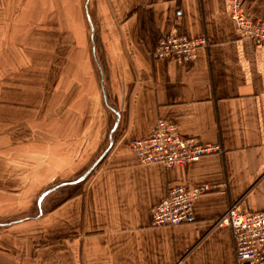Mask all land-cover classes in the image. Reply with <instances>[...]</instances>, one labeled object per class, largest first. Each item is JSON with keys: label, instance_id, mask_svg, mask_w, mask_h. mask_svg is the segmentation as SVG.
I'll return each mask as SVG.
<instances>
[{"label": "crops", "instance_id": "crops-1", "mask_svg": "<svg viewBox=\"0 0 264 264\" xmlns=\"http://www.w3.org/2000/svg\"><path fill=\"white\" fill-rule=\"evenodd\" d=\"M231 4L90 0L102 45L97 94L102 73L114 113L106 107L118 121L112 147L87 180L38 199L32 218L0 225V264H236L231 230L217 222L233 205L264 211V45L243 38ZM245 5L264 20V0ZM84 12L88 27L86 5ZM175 34L209 45L187 64L155 59L160 39ZM159 120L223 152L185 167L143 165L129 142L151 135ZM91 129L99 140L93 153L103 152L109 137ZM84 146L70 175L93 159L89 138ZM177 184L209 188L195 204V222L152 226V209Z\"/></svg>", "mask_w": 264, "mask_h": 264}, {"label": "rangeland", "instance_id": "rangeland-1", "mask_svg": "<svg viewBox=\"0 0 264 264\" xmlns=\"http://www.w3.org/2000/svg\"><path fill=\"white\" fill-rule=\"evenodd\" d=\"M4 3L0 5V160L8 163L0 162V171L6 173L0 179L3 225L32 218L44 192L86 173L101 154L93 153L99 140L94 142L91 128L101 127L100 138L106 140L113 126L112 114L101 92L97 94L100 82L93 46L97 42L102 49V45L90 24L83 22L85 0ZM85 137L93 159L70 175L81 160Z\"/></svg>", "mask_w": 264, "mask_h": 264}, {"label": "built area", "instance_id": "built-area-1", "mask_svg": "<svg viewBox=\"0 0 264 264\" xmlns=\"http://www.w3.org/2000/svg\"><path fill=\"white\" fill-rule=\"evenodd\" d=\"M246 0H232L231 15L243 38L264 45V20L253 19L247 12ZM209 45L205 37L191 38L184 34L163 36L153 56L183 65L197 58L200 48ZM131 150L143 165H160L166 168L185 167L214 154L223 152L220 144L201 143L180 135L176 124L159 120L154 132L146 138L129 142ZM208 186L188 188L177 184L152 209L154 227L178 226L195 222V204ZM219 226L231 230L236 264H264V211L243 212L231 206L218 220Z\"/></svg>", "mask_w": 264, "mask_h": 264}, {"label": "water", "instance_id": "water-1", "mask_svg": "<svg viewBox=\"0 0 264 264\" xmlns=\"http://www.w3.org/2000/svg\"><path fill=\"white\" fill-rule=\"evenodd\" d=\"M85 5H86V11H87V15H88V20H89V23H90V27H91V33L93 34V37L95 39H97V32H96V26L93 22V18L91 16V12H90V0H85ZM94 50L96 51V47H97V42H96V47H95V44H94ZM95 60H96V64L98 65V67L100 68V64H99V61H98V58H97V55H95ZM101 72V70H100ZM101 81H102V96L104 98V102L105 104L108 106V108H110L113 113H114V109L111 107L110 104H108V101H107V94H106V89H105V85H104V79H103V74L101 73ZM116 114H118L117 111H115ZM117 123L118 121L116 119L113 120V126L112 128L110 129V134H109V140H108V147L103 151L101 152V154H99V156L94 160V162L92 163V165L90 166L89 170L84 173L81 177L75 179V180H72V181H69V182H64V183H61V184H58L50 189H48L46 192H44L42 194V196L39 198V202H43V200L52 192L54 191H57V190H60L64 187H67V186H71V185H78V184H81L82 182H84L85 180H87V178L93 173V171L98 167V165L101 163V161L104 159V157L107 155L108 151L110 150V148L112 147V144H113V136H114V132H115V128L117 126ZM15 222V221H14ZM13 223V222H12ZM10 224V223H9ZM0 225H2V223L0 222Z\"/></svg>", "mask_w": 264, "mask_h": 264}]
</instances>
